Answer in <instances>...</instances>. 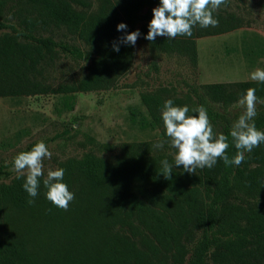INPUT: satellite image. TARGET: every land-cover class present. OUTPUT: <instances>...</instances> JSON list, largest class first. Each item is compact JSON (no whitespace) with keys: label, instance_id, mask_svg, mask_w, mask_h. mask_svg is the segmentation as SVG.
<instances>
[{"label":"trees","instance_id":"1","mask_svg":"<svg viewBox=\"0 0 264 264\" xmlns=\"http://www.w3.org/2000/svg\"><path fill=\"white\" fill-rule=\"evenodd\" d=\"M159 2L0 0V98L52 94L61 98V113L74 109L78 93L112 89L134 57V46L119 43L120 38L138 24L145 37ZM219 9L213 13L217 27L196 25L190 37L157 36L147 40L149 47L185 56L195 65L197 39L240 26L236 16L222 15ZM121 22L125 31H117ZM63 59L87 61L86 72L55 84L53 73ZM249 88L264 101V83L257 81L189 88L193 106L166 89L142 93L147 115L137 123L142 130L159 129V139L123 144L114 159L88 154L81 161L61 163L62 182L75 196L67 211L47 200L44 177L35 198L23 189L26 175L0 183V264H264V144L245 152L239 166L218 159L195 174L179 166L173 167L171 180L162 175L163 160L174 165V157L165 152L173 147L162 121L164 102L188 106L189 115H197L193 110L203 105L217 134L222 116L211 104L230 107ZM254 122L264 131V112ZM231 129L220 127V134L228 136L230 159L237 152ZM161 141L163 148L155 147ZM8 148L10 143L0 141V151ZM9 169L0 164V180L10 177ZM38 215L57 233L43 250L21 224L25 216Z\"/></svg>","mask_w":264,"mask_h":264},{"label":"rangeland","instance_id":"2","mask_svg":"<svg viewBox=\"0 0 264 264\" xmlns=\"http://www.w3.org/2000/svg\"><path fill=\"white\" fill-rule=\"evenodd\" d=\"M146 11L147 8L143 13ZM218 12L236 16L240 26L197 39L195 65L185 56L153 51L140 35L132 64L115 86L107 91L76 94L75 107L70 112L59 113L61 98L52 94L0 98V141L11 144V148L0 151V164L9 165L11 171L10 177L0 183H9L18 176L13 170L14 157L31 143L43 141L52 153L51 159L43 161L46 178L49 169L56 170L66 161H81L88 154L114 159L123 144L159 139V129L142 130L137 123L147 115L141 102L144 92L166 89L169 96L193 106L189 88L253 81L250 74L258 68L264 70V0H227ZM140 26L136 30L140 31ZM87 64L84 60L63 59L53 73L54 83L80 78ZM211 105L222 116L217 134L222 125L232 128L243 112L238 102L230 107ZM256 109L257 115L264 112V103L258 102ZM165 152L174 157L176 149ZM25 217L22 229L41 244V250L49 247L57 234L55 228L40 215Z\"/></svg>","mask_w":264,"mask_h":264},{"label":"clouds","instance_id":"3","mask_svg":"<svg viewBox=\"0 0 264 264\" xmlns=\"http://www.w3.org/2000/svg\"><path fill=\"white\" fill-rule=\"evenodd\" d=\"M227 0H160L159 5L152 9V19L148 24V32L144 37L148 41H155L157 36L174 39L178 36H191L194 26L202 28L217 27L219 21L213 13ZM127 25L123 22L117 25V31H125ZM141 33L139 30L127 33L121 37L119 43L135 46ZM119 43L113 44V50L119 52ZM253 81L264 83V70L256 69L250 74ZM256 89L249 88L246 94L238 100V106L243 109L242 114L234 122L230 135L233 139L236 155L229 158L226 154L229 148L228 136L216 134L208 116L207 109L201 105L194 109L197 115H189L188 106H174L168 99L162 109V121L171 146L176 149L174 165L163 160L162 175L171 180L173 167L182 166L189 174H195L197 169L212 168L218 159H222L226 166H239L245 159V152L264 144V131L256 128L254 118L257 115ZM164 142L155 145L163 148ZM52 153L43 141L32 147L30 151L18 153L13 160V170L18 173L17 178L26 174L23 189L32 198L38 195L40 178L44 176L45 158L51 159ZM65 170L49 169L43 184L47 189L46 198L59 209L68 210L70 202L75 198L74 193L63 181ZM34 203V199L28 201Z\"/></svg>","mask_w":264,"mask_h":264}]
</instances>
